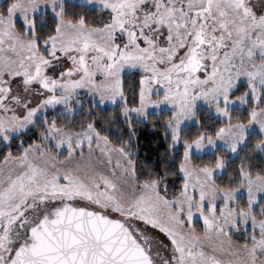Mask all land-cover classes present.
I'll use <instances>...</instances> for the list:
<instances>
[{
  "label": "snow or ice",
  "instance_id": "obj_1",
  "mask_svg": "<svg viewBox=\"0 0 264 264\" xmlns=\"http://www.w3.org/2000/svg\"><path fill=\"white\" fill-rule=\"evenodd\" d=\"M0 264H264V0H0Z\"/></svg>",
  "mask_w": 264,
  "mask_h": 264
}]
</instances>
